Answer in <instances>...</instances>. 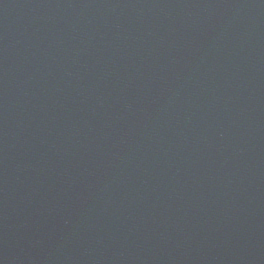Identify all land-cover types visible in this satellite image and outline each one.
<instances>
[{
	"label": "water",
	"instance_id": "95a60500",
	"mask_svg": "<svg viewBox=\"0 0 264 264\" xmlns=\"http://www.w3.org/2000/svg\"><path fill=\"white\" fill-rule=\"evenodd\" d=\"M0 264H264V0H0Z\"/></svg>",
	"mask_w": 264,
	"mask_h": 264
}]
</instances>
